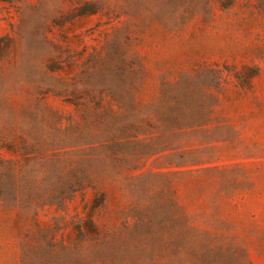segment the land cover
I'll list each match as a JSON object with an SVG mask.
<instances>
[{
	"label": "rangeland",
	"instance_id": "374dc122",
	"mask_svg": "<svg viewBox=\"0 0 264 264\" xmlns=\"http://www.w3.org/2000/svg\"><path fill=\"white\" fill-rule=\"evenodd\" d=\"M0 264H264V0H0Z\"/></svg>",
	"mask_w": 264,
	"mask_h": 264
},
{
	"label": "trees",
	"instance_id": "16d2710c",
	"mask_svg": "<svg viewBox=\"0 0 264 264\" xmlns=\"http://www.w3.org/2000/svg\"><path fill=\"white\" fill-rule=\"evenodd\" d=\"M88 12H92V10L85 11L84 13H81V15L86 14Z\"/></svg>",
	"mask_w": 264,
	"mask_h": 264
}]
</instances>
